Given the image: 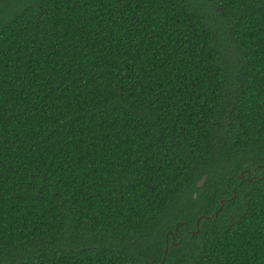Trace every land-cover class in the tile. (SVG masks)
Instances as JSON below:
<instances>
[{
	"label": "trees",
	"instance_id": "16d2710c",
	"mask_svg": "<svg viewBox=\"0 0 264 264\" xmlns=\"http://www.w3.org/2000/svg\"><path fill=\"white\" fill-rule=\"evenodd\" d=\"M261 164L264 0H0V264H264Z\"/></svg>",
	"mask_w": 264,
	"mask_h": 264
},
{
	"label": "water",
	"instance_id": "95a60500",
	"mask_svg": "<svg viewBox=\"0 0 264 264\" xmlns=\"http://www.w3.org/2000/svg\"><path fill=\"white\" fill-rule=\"evenodd\" d=\"M259 166H260L262 169H264V164H261V165H255V166H253V171H254V169H255L256 167H259ZM247 171H249L248 168H247ZM238 176L242 177V176H243V172L240 171ZM247 178H249V177H247ZM205 180H206V175H203L200 179L197 180V182H196V186H197V187H201V186L204 184ZM222 203H223V202L220 200V203H219L220 206H222ZM215 215H216V211H214V212L210 215V217H215ZM207 217H208V216H206V217H204V218H207ZM197 230H198V222L196 223V230L191 231V233L193 234V233H195ZM165 252H166V250H165ZM164 256H165V253H164V255H163V257H162V260H161V262H160L159 264H162V261H163V259H164Z\"/></svg>",
	"mask_w": 264,
	"mask_h": 264
},
{
	"label": "flooded vegetation",
	"instance_id": "af4514ba",
	"mask_svg": "<svg viewBox=\"0 0 264 264\" xmlns=\"http://www.w3.org/2000/svg\"><path fill=\"white\" fill-rule=\"evenodd\" d=\"M188 231H190V230H187V229L185 228L184 232L187 233ZM169 234H170L171 241L174 242V243H176V241H175L176 238H178V240H179V238L182 236V235L179 234L176 230H174V231H172V232H169ZM165 241H166V243H167V237H166Z\"/></svg>",
	"mask_w": 264,
	"mask_h": 264
}]
</instances>
